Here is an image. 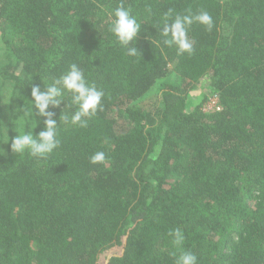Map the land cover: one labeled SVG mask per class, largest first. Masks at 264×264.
<instances>
[{
    "label": "trees",
    "instance_id": "trees-1",
    "mask_svg": "<svg viewBox=\"0 0 264 264\" xmlns=\"http://www.w3.org/2000/svg\"><path fill=\"white\" fill-rule=\"evenodd\" d=\"M121 3L136 57L108 31ZM170 10L212 17L191 54L162 43ZM73 63L102 110L47 158L12 153L31 86ZM0 124V264H175L174 228L197 264H264V0H0Z\"/></svg>",
    "mask_w": 264,
    "mask_h": 264
},
{
    "label": "clouds",
    "instance_id": "clouds-1",
    "mask_svg": "<svg viewBox=\"0 0 264 264\" xmlns=\"http://www.w3.org/2000/svg\"><path fill=\"white\" fill-rule=\"evenodd\" d=\"M170 21V22H169ZM160 31L163 45L175 46L178 54L193 52V42L188 37L190 26L199 24L211 31L213 20L207 11H200L197 14H173L171 10L165 13ZM141 30V23L131 8L125 7L122 3L110 13L108 31L114 36L117 43L126 56L136 57L140 55L134 46L135 38ZM44 84L41 91L39 85H32L30 90L31 99L28 105H23L18 111L21 113L16 118L14 131L16 135L11 138L10 150L14 154L27 152L32 157L47 158L60 144L59 126L72 125L84 128L88 119L95 116L98 110H102V98L104 92L90 83L81 68L73 63L51 83L40 78ZM66 97L70 98V105L66 104ZM10 103V100L9 102ZM59 118L54 119L51 108H58L61 104ZM74 108L70 114L64 111L66 107ZM38 118V119H37ZM43 127L34 134V130L41 123ZM0 139L3 143L9 142L8 128L0 124ZM105 160L104 152H97L90 157L93 164L102 163ZM168 236L175 248L172 255L176 256L175 264H197V256L189 250L183 249L185 240L184 233L179 228L169 230ZM178 253V255H177Z\"/></svg>",
    "mask_w": 264,
    "mask_h": 264
},
{
    "label": "rangeland",
    "instance_id": "rangeland-1",
    "mask_svg": "<svg viewBox=\"0 0 264 264\" xmlns=\"http://www.w3.org/2000/svg\"><path fill=\"white\" fill-rule=\"evenodd\" d=\"M173 77H174L173 74H170V75L168 76L169 79H172ZM213 100H214V95H208L206 101H205V102L203 103V105H202V108H203L204 110H210V109H212V107H213V105H214Z\"/></svg>",
    "mask_w": 264,
    "mask_h": 264
},
{
    "label": "built area",
    "instance_id": "built-area-1",
    "mask_svg": "<svg viewBox=\"0 0 264 264\" xmlns=\"http://www.w3.org/2000/svg\"><path fill=\"white\" fill-rule=\"evenodd\" d=\"M213 103H214L213 107H216L218 109L219 107L217 106L218 103H217V97L216 96H214Z\"/></svg>",
    "mask_w": 264,
    "mask_h": 264
}]
</instances>
